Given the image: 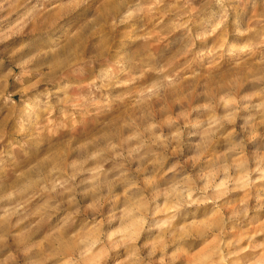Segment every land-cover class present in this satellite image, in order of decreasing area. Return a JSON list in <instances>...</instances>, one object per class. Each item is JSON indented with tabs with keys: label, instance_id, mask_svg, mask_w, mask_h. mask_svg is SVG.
<instances>
[{
	"label": "clouds",
	"instance_id": "clouds-1",
	"mask_svg": "<svg viewBox=\"0 0 264 264\" xmlns=\"http://www.w3.org/2000/svg\"><path fill=\"white\" fill-rule=\"evenodd\" d=\"M0 264H264V0H0Z\"/></svg>",
	"mask_w": 264,
	"mask_h": 264
},
{
	"label": "rangeland",
	"instance_id": "rangeland-1",
	"mask_svg": "<svg viewBox=\"0 0 264 264\" xmlns=\"http://www.w3.org/2000/svg\"><path fill=\"white\" fill-rule=\"evenodd\" d=\"M18 99V97H16Z\"/></svg>",
	"mask_w": 264,
	"mask_h": 264
}]
</instances>
